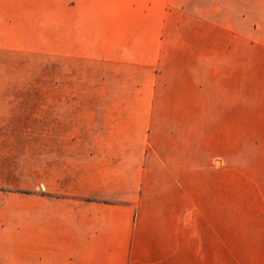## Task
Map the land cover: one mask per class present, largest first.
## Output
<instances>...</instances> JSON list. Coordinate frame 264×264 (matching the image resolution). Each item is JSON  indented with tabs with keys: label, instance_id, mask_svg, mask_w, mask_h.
I'll list each match as a JSON object with an SVG mask.
<instances>
[{
	"label": "rangeland",
	"instance_id": "374dc122",
	"mask_svg": "<svg viewBox=\"0 0 264 264\" xmlns=\"http://www.w3.org/2000/svg\"><path fill=\"white\" fill-rule=\"evenodd\" d=\"M130 1L65 10L62 0H0V173L57 128L60 99L145 101L178 138L177 178L141 191L160 200L157 232L195 243L194 264H264V122L196 107L188 144L176 118L188 113L177 56L194 39L188 11L178 29L171 0Z\"/></svg>",
	"mask_w": 264,
	"mask_h": 264
},
{
	"label": "crops",
	"instance_id": "0c3cea01",
	"mask_svg": "<svg viewBox=\"0 0 264 264\" xmlns=\"http://www.w3.org/2000/svg\"><path fill=\"white\" fill-rule=\"evenodd\" d=\"M62 2L77 10L109 0ZM170 7L178 29L180 10L194 28L177 55L187 68L188 113L175 117L186 123L188 144L196 107L204 116L264 122V0H171ZM59 102L57 128L40 132L41 144L13 161L7 177L0 173V264H194L195 243L163 240L155 226L160 200L141 192L177 178L178 138L164 120L136 99Z\"/></svg>",
	"mask_w": 264,
	"mask_h": 264
}]
</instances>
